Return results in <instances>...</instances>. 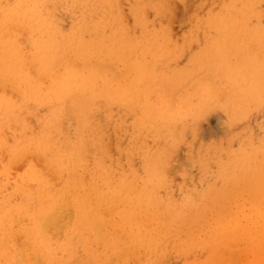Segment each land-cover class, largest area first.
Returning <instances> with one entry per match:
<instances>
[{"label": "bare ground", "instance_id": "6f19581e", "mask_svg": "<svg viewBox=\"0 0 264 264\" xmlns=\"http://www.w3.org/2000/svg\"><path fill=\"white\" fill-rule=\"evenodd\" d=\"M170 254L264 264V0H0V264Z\"/></svg>", "mask_w": 264, "mask_h": 264}, {"label": "rangeland", "instance_id": "374dc122", "mask_svg": "<svg viewBox=\"0 0 264 264\" xmlns=\"http://www.w3.org/2000/svg\"><path fill=\"white\" fill-rule=\"evenodd\" d=\"M183 30H184L183 26H181L179 24L175 26V31L178 34L176 36V38L180 37V34H181V32ZM187 60H188V55H185L184 58L179 62V66L185 65ZM218 117H219V113L218 112H214V113L210 114L208 119L205 122H203L204 128L205 129H214L216 127L217 123H218ZM215 135H219V134L217 133ZM175 190H176L175 194L178 195V190L177 189H175ZM166 257L162 260L161 263H156V264H182V261L179 258H177L174 255H172V254L167 255Z\"/></svg>", "mask_w": 264, "mask_h": 264}]
</instances>
